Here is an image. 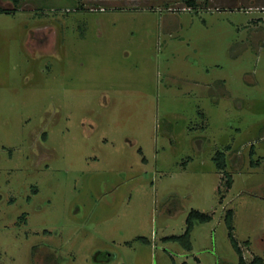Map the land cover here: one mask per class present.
<instances>
[{
	"label": "rangeland",
	"instance_id": "rangeland-1",
	"mask_svg": "<svg viewBox=\"0 0 264 264\" xmlns=\"http://www.w3.org/2000/svg\"><path fill=\"white\" fill-rule=\"evenodd\" d=\"M194 1L0 0V264L264 261V0Z\"/></svg>",
	"mask_w": 264,
	"mask_h": 264
},
{
	"label": "trees",
	"instance_id": "trees-1",
	"mask_svg": "<svg viewBox=\"0 0 264 264\" xmlns=\"http://www.w3.org/2000/svg\"><path fill=\"white\" fill-rule=\"evenodd\" d=\"M11 1L13 4H17L19 0H9ZM189 3V5H194V0H185ZM0 11H7L6 9H4L3 7H0ZM214 160H215V164H216V167L221 170V171H224L225 169V166H226V161H225V156L223 154V152H217L216 155L214 156ZM230 178H228L227 180V185H230ZM211 219V215L209 214H206V213H202L198 210H192L188 217H187V227H186V230L184 232L185 235H189L190 234V231L192 230L193 228V222L194 221H200V222H207ZM225 220H226V223H227V226H228V235L230 237V241L232 243V245L234 246V248L236 249L238 255H239V258H238V264H263V259L261 257H258V256H254L253 259L249 262H246L242 256V251H241V248L240 246L238 245L237 241L235 240V238L233 237V234H232V210L231 209H228L225 213ZM181 236L179 235H169V236H165L164 239H169V240H178ZM188 247V245H187ZM191 245H189V249H190Z\"/></svg>",
	"mask_w": 264,
	"mask_h": 264
},
{
	"label": "crops",
	"instance_id": "crops-1",
	"mask_svg": "<svg viewBox=\"0 0 264 264\" xmlns=\"http://www.w3.org/2000/svg\"><path fill=\"white\" fill-rule=\"evenodd\" d=\"M248 245H246V249H248L249 248V242L247 243ZM191 248V247H190ZM241 248V251H242V256H243V258H244V260L246 261V262H249V261H251L253 258H251V259H248V258H246L245 257V249L243 250V248L242 247H240ZM263 264H264V262H263Z\"/></svg>",
	"mask_w": 264,
	"mask_h": 264
}]
</instances>
